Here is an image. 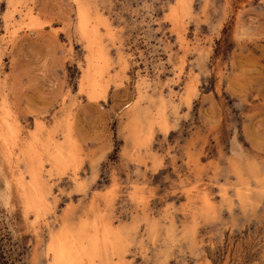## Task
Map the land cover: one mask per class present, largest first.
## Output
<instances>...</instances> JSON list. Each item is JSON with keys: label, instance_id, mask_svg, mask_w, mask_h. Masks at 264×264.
Returning a JSON list of instances; mask_svg holds the SVG:
<instances>
[{"label": "rangeland", "instance_id": "374dc122", "mask_svg": "<svg viewBox=\"0 0 264 264\" xmlns=\"http://www.w3.org/2000/svg\"><path fill=\"white\" fill-rule=\"evenodd\" d=\"M76 1L0 0L16 143L36 133L76 156L58 170L43 155L39 217L0 161L9 263L50 264L62 227L108 224L95 264H264V0ZM83 7L109 55L92 99Z\"/></svg>", "mask_w": 264, "mask_h": 264}, {"label": "bare ground", "instance_id": "6f19581e", "mask_svg": "<svg viewBox=\"0 0 264 264\" xmlns=\"http://www.w3.org/2000/svg\"><path fill=\"white\" fill-rule=\"evenodd\" d=\"M11 1H13V0H11ZM79 6L77 7L78 9H79ZM85 8H87V7H85ZM78 11H79V19H80V30L82 32L83 39L85 40L88 51L90 53V56H88L87 73H84V74L87 75V81L89 80L90 86L88 84L87 85L90 87L89 96H91V99H92L95 97V94L97 92L96 89L99 87V83L101 81V77L104 74V68L106 66L109 55H108V52L106 51L105 46L101 42V36L99 35L98 26L96 23L98 20L94 22L92 20L93 18L91 19V16L88 14V12L84 10V7L80 8V10H78ZM95 17H96V15H95ZM97 17H99V16H97ZM85 55H87V54H85ZM174 58H175V56H174ZM120 60H122V59H120ZM7 107L8 106L6 105L5 101L1 102V107H0V157H1L0 161L2 160V168L1 169L4 171L3 173H5L6 175L9 174L11 177L13 176V180L11 179L10 182L11 183L14 182V184L17 188V192L20 195V199L22 200L23 205L25 207V210L27 212L33 211L36 214V216L39 217L40 210L44 206V196H43L44 181H43V175H42V167H43V161H42L43 158L42 157H43V155H47L49 160L52 162L53 166L58 170L63 169L64 166H66V165H69L68 163L73 158L75 159L76 156L71 150L69 151L68 149L67 150L64 149L63 145L53 143L50 138H49L50 140L49 139L46 140L47 142L46 141L44 143L40 142V140L36 136V133L34 135H32V138L30 140H24V141L20 140V142L18 141L19 143L17 144L16 143V139H17V131L16 130L18 128H15V126H14L15 122L13 124V122L10 121V119H9L10 113L8 112ZM37 128L42 129V126H38ZM71 146L73 147L76 145H73V143H72ZM16 147L19 149V154L15 153ZM72 147H71V149H72ZM76 149H78V148H76ZM15 156L17 158H20L25 163L27 174L29 175V180L27 182H25V180L21 176L15 175L14 171L16 168V164L20 160V159L19 160L15 159L16 160L15 161L14 160ZM92 158H93V156H92ZM73 163H74V160H73ZM17 168H18V166H17ZM23 170L24 169H22V171ZM17 174H19V172ZM23 175H24V173H23ZM7 177H9V176H7ZM7 180H9V179H7ZM1 181H2V179H1ZM10 182H8V183H10ZM6 188H7V186H6ZM3 198H4V196H3ZM192 202H194V201H190L191 204H192ZM94 207H93V209H94ZM99 222H100V220H99ZM88 223H90V222H88ZM97 227H95V225H93V230H94L93 233H89V231L85 225H82L77 233H75L74 231H72L68 227H62L61 230L57 234H55L54 237H52L51 242H50V247L48 249V252H49V255L51 258L50 264H84L85 261H87L89 264H95V262H97L96 260L99 258V254L101 253V249L105 247L104 250H106V248H108L107 244L111 243L112 240L114 239V236H113L111 230L109 229L108 224H106L104 226V234H103V236H101L102 238L100 237L99 232H98L99 227H98V229H97ZM116 228H117V226H116ZM116 245H119V244H116ZM118 248L114 250V253H115V251H117L116 253L118 254V252H119ZM113 249L114 248L111 247L112 251H113ZM106 251H104L105 255H106ZM114 257H115V255H114ZM114 257H112V258H114ZM106 259H107V257H106ZM122 260H124V259H122ZM116 262H118L117 259H116ZM106 263H108V260ZM118 263L120 264V262H118ZM121 263H122V261H121Z\"/></svg>", "mask_w": 264, "mask_h": 264}, {"label": "trees", "instance_id": "16d2710c", "mask_svg": "<svg viewBox=\"0 0 264 264\" xmlns=\"http://www.w3.org/2000/svg\"><path fill=\"white\" fill-rule=\"evenodd\" d=\"M0 264H12V263H9V259L6 257V254L4 253L3 248H0Z\"/></svg>", "mask_w": 264, "mask_h": 264}]
</instances>
